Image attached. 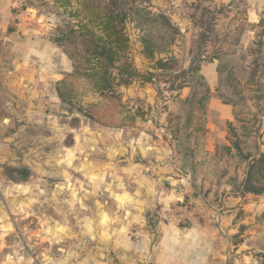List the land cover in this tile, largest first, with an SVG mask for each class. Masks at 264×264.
I'll return each mask as SVG.
<instances>
[{
  "label": "rangeland",
  "instance_id": "374dc122",
  "mask_svg": "<svg viewBox=\"0 0 264 264\" xmlns=\"http://www.w3.org/2000/svg\"><path fill=\"white\" fill-rule=\"evenodd\" d=\"M256 2L122 1L126 60L138 75L114 86V122L98 121L99 94L73 103L56 95L72 68L54 39L79 27L80 18L71 17L79 1H13L3 34L24 65L10 66L13 88L0 106V264H127L128 258L118 260V244H154L159 219L184 234L182 244H215L216 264H264V195L239 194L233 177L242 180L244 166L221 149L240 135L244 121L251 129L248 148L263 150L264 8L253 10ZM142 10L164 15L175 27L167 54H143V31L136 25ZM23 23L53 45L43 44L44 55L30 63L28 42L19 38ZM225 53L228 67L215 73L210 98L230 107L233 121L212 131L207 108L202 124L195 101L187 118L182 102L189 88L177 75L194 58L213 66ZM158 60L167 69H158ZM181 127L179 134L189 136V163L173 137ZM157 157L164 163L161 176L146 168ZM152 183L180 198L150 206L141 195Z\"/></svg>",
  "mask_w": 264,
  "mask_h": 264
},
{
  "label": "trees",
  "instance_id": "16d2710c",
  "mask_svg": "<svg viewBox=\"0 0 264 264\" xmlns=\"http://www.w3.org/2000/svg\"><path fill=\"white\" fill-rule=\"evenodd\" d=\"M78 1L79 10L71 17L80 18L79 27L77 26L76 29L71 25L66 31H60L58 37L54 39L55 45L62 48L72 68V71L67 73L56 86V95L62 102L73 103L86 94H99L102 96V103L95 105L98 107L97 113L101 115L98 121L109 118L115 122L118 119V112L116 113L113 108L114 103L111 101L115 97L114 86H126L132 77L138 75L126 60L129 39L125 32V23L128 15L120 10V3L124 0ZM142 12V15L138 14L136 25L143 31L141 36L143 54L147 58H152L156 52L167 54L177 34L175 27L162 14H153L147 10ZM227 56L225 53L214 58L217 60L213 65L217 77L228 67ZM166 63L163 60L156 62L158 69H167ZM200 67L201 59L194 58L188 68L179 72L177 77L183 80L182 85L189 88V95L182 102L184 109H188L187 118L192 112V103L195 101L198 113L201 115V123L204 124V113L211 94ZM115 70L117 76L113 77L112 73ZM116 108L122 107L116 104ZM240 122V135H236L235 141L221 149L236 161L237 167L244 166L242 180L238 181L233 177L239 194L262 196L264 195V142L262 151L248 148L251 129L244 121ZM228 127L230 131H234L231 124ZM181 129L182 127L177 129V135L174 134L173 137L182 161L189 163L187 143L189 136L179 134ZM186 165L187 163L184 168L187 167ZM26 171L23 170L25 173Z\"/></svg>",
  "mask_w": 264,
  "mask_h": 264
},
{
  "label": "crops",
  "instance_id": "0c3cea01",
  "mask_svg": "<svg viewBox=\"0 0 264 264\" xmlns=\"http://www.w3.org/2000/svg\"><path fill=\"white\" fill-rule=\"evenodd\" d=\"M13 1L14 0H0V106L8 104V101H5V104H3V96H7V92L13 88V86L9 84V78L11 77L9 75L11 73L10 66L12 65L15 71L16 67L24 65L23 63L20 65V61L17 58V50L14 49L13 46L14 43H10L8 37L3 34L6 30L5 26L9 23L12 16ZM21 1L25 2L26 0ZM251 7L253 10L264 8V0H257L256 4ZM21 20L24 22V19ZM20 37H22V40H27L28 42V50L26 51V56L28 57L27 62L33 61V59L39 55H44V53L41 52L43 44L45 48H48V45L53 46L46 40L44 32H39L34 28L27 29V27H24V23L20 31L19 38ZM2 40H4V42H2ZM8 50H10L11 56ZM200 71L210 87L215 85L216 75L214 66H211L209 63H202ZM27 82L28 87L33 85L32 83L34 81L32 76H28ZM2 89H4V92L1 91ZM207 121L210 130L213 131L214 125L216 128L222 130L226 123L233 121L231 108L222 104L212 96L207 107ZM222 134H220V136H215L217 142L222 141ZM210 137H212L211 134ZM146 162L149 164L146 168L150 167L149 169L154 173H158L160 176L162 175L164 163H162L161 157ZM135 166L136 169H143L142 165ZM163 178L165 177L159 179ZM140 192L141 189L135 190V194H139ZM141 198L151 206L154 203H169V201L173 199L180 198V195L177 197L173 191L164 194V192L157 187V184L154 183L152 187L150 186L146 189V192L141 195ZM135 199L138 198L135 197ZM156 230L158 236L154 244H149L146 241L141 242V244H118L120 248L123 247L121 249L123 251H121V256L119 255L118 260L122 262L128 258L127 264H216L215 257L217 254V247L215 244H192L190 240L182 244V236L184 234L176 228L162 222V220L160 221V219L156 221Z\"/></svg>",
  "mask_w": 264,
  "mask_h": 264
}]
</instances>
